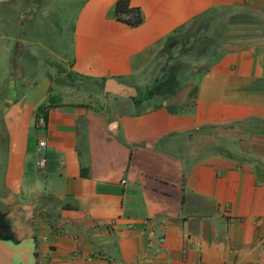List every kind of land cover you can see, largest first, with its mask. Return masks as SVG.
<instances>
[{
  "label": "crops",
  "instance_id": "0c3cea01",
  "mask_svg": "<svg viewBox=\"0 0 264 264\" xmlns=\"http://www.w3.org/2000/svg\"><path fill=\"white\" fill-rule=\"evenodd\" d=\"M114 1L0 0V238L33 264H264V0H127L136 25Z\"/></svg>",
  "mask_w": 264,
  "mask_h": 264
},
{
  "label": "rangeland",
  "instance_id": "374dc122",
  "mask_svg": "<svg viewBox=\"0 0 264 264\" xmlns=\"http://www.w3.org/2000/svg\"><path fill=\"white\" fill-rule=\"evenodd\" d=\"M72 1H75V0H72ZM67 2V1H66ZM66 12V14H70V11L72 10H64ZM70 16V15H69ZM65 26L66 24L68 23V19L65 20ZM69 26V25H68ZM53 33H51L50 35H52ZM59 37H61V40H64V41H68V38H69V32H68V29H66L65 31L61 32L59 34ZM193 42H194V45L196 44L198 48L201 47V44H202V40L201 38L199 37V34L198 36H195L194 39H193ZM208 53V52H207ZM195 59V58H194ZM197 65V63L194 64V67ZM164 66V64L162 65ZM169 68H171L169 66V64L167 63L166 66H165V69L168 70ZM195 73V72H194ZM199 74V71L195 73V75ZM92 80L88 79V78H76V77H66L65 79H63V82H64V86H70L73 88L72 91H66L64 93H62L64 96L63 97H71V98H78V97H86L85 95H87V90H89L90 87H87V86H92L93 83L91 82ZM143 80H139V84H141ZM156 82L158 81V79H153L151 81V83L153 82ZM190 83V81H187V83H181L180 85H176L175 86V89H174V92H181L182 89L184 88V85L185 84H188ZM103 85V84H102ZM124 86V85H123ZM111 91V90H109ZM123 91L124 93H130L132 92L133 93V87H130V85L128 86H124V89L123 90H119V92ZM78 95V96H77Z\"/></svg>",
  "mask_w": 264,
  "mask_h": 264
},
{
  "label": "water",
  "instance_id": "95a60500",
  "mask_svg": "<svg viewBox=\"0 0 264 264\" xmlns=\"http://www.w3.org/2000/svg\"><path fill=\"white\" fill-rule=\"evenodd\" d=\"M107 90H123L122 84L116 83L112 79L104 82ZM30 248H22L17 244H10L6 239L0 238V264H32L29 256Z\"/></svg>",
  "mask_w": 264,
  "mask_h": 264
},
{
  "label": "built area",
  "instance_id": "2783aa9c",
  "mask_svg": "<svg viewBox=\"0 0 264 264\" xmlns=\"http://www.w3.org/2000/svg\"><path fill=\"white\" fill-rule=\"evenodd\" d=\"M47 112L48 107L46 105H42L41 111H35L34 114V124L39 127H43L47 122ZM36 149L38 151L37 156L33 160V166L35 169L41 170L44 168L46 163V155H45V139L43 136H39L36 138ZM159 241H162V236L158 237ZM137 263V262H136ZM138 264H148L145 258H141L138 261Z\"/></svg>",
  "mask_w": 264,
  "mask_h": 264
},
{
  "label": "trees",
  "instance_id": "16d2710c",
  "mask_svg": "<svg viewBox=\"0 0 264 264\" xmlns=\"http://www.w3.org/2000/svg\"><path fill=\"white\" fill-rule=\"evenodd\" d=\"M112 14L114 18L128 25H136L142 20L140 9L137 6L129 5L127 0H115L112 6ZM41 110L42 105H38L36 111Z\"/></svg>",
  "mask_w": 264,
  "mask_h": 264
},
{
  "label": "flooded vegetation",
  "instance_id": "af4514ba",
  "mask_svg": "<svg viewBox=\"0 0 264 264\" xmlns=\"http://www.w3.org/2000/svg\"><path fill=\"white\" fill-rule=\"evenodd\" d=\"M29 256H30V258H31V260H32V264H33V263H34L33 255H30V254H29Z\"/></svg>",
  "mask_w": 264,
  "mask_h": 264
}]
</instances>
